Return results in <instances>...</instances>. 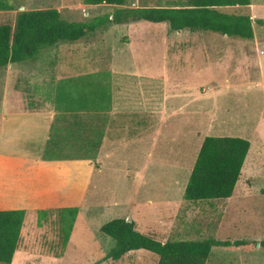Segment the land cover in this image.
I'll return each mask as SVG.
<instances>
[{
	"label": "rangeland",
	"instance_id": "rangeland-1",
	"mask_svg": "<svg viewBox=\"0 0 264 264\" xmlns=\"http://www.w3.org/2000/svg\"><path fill=\"white\" fill-rule=\"evenodd\" d=\"M6 2L11 8L0 10V24L11 26L22 10L56 8L67 20L88 21L106 17L118 7L167 3ZM221 10L250 15L254 37L173 31L164 22L115 24L106 19L77 41H60L41 49L34 59L13 63L15 73L8 76L9 82L0 69V97L11 96L13 101L17 98L10 83L20 77V94L27 87L21 85L22 80L31 79L34 94L56 98L54 103L63 108L100 107L112 96L113 75L130 103L108 121L105 114L81 113L83 121L93 124L81 131V139L66 140V146L71 148L69 152L88 157L96 165L85 209L73 223L63 258L43 257L53 258L65 250L61 249L59 212H50L40 225L31 220L18 240L19 250L30 255L21 264H93L114 244L111 237L102 234L100 225L116 217L133 220L136 229L161 241L207 237L245 241L238 246H212L206 264H264V24L254 23L256 18L264 19V0ZM37 67H42L41 75L33 71ZM57 71L62 76L56 75ZM135 83L140 87L135 88ZM137 89L139 105L133 103ZM26 104L34 102L27 100ZM222 135L250 142L235 185L237 192H249L239 199L236 216L240 222L236 227L225 224L212 230L206 216L209 205L184 201L182 195L203 138ZM204 208L205 227L196 222ZM180 211L184 217L190 213L187 223H180ZM17 259L16 252L15 262ZM158 259L157 254L138 249L99 264H156Z\"/></svg>",
	"mask_w": 264,
	"mask_h": 264
},
{
	"label": "trees",
	"instance_id": "trees-1",
	"mask_svg": "<svg viewBox=\"0 0 264 264\" xmlns=\"http://www.w3.org/2000/svg\"><path fill=\"white\" fill-rule=\"evenodd\" d=\"M165 1L167 3L164 5L118 7L106 17H94L88 21L67 20L56 8L19 11L14 26L9 23L0 24V68L8 63L34 59L41 49L54 46L60 41H77L94 32L106 19L115 24L137 20L164 22L173 31H211L241 39L254 37L250 15L221 10V7L249 5L250 0ZM124 2L125 0H83V3L92 5H122ZM10 8L6 0H0V10ZM254 23L264 24V19L256 18ZM81 127L85 131L89 125L82 121ZM85 141L88 142V139L85 138ZM249 147V140L240 136H205L186 182L183 198L195 202L230 197ZM52 211L59 212L61 249L64 250L78 208L38 210L37 224L40 225ZM24 217V209L0 210V264H10L18 246ZM100 231L111 237L114 244L93 264L107 259L117 260L127 252L138 249L157 254L159 259L156 264H205L212 246H238L245 242L212 237L162 242L138 231L134 221L125 217L105 222ZM61 254L60 252L55 256L59 257Z\"/></svg>",
	"mask_w": 264,
	"mask_h": 264
},
{
	"label": "crops",
	"instance_id": "crops-1",
	"mask_svg": "<svg viewBox=\"0 0 264 264\" xmlns=\"http://www.w3.org/2000/svg\"><path fill=\"white\" fill-rule=\"evenodd\" d=\"M13 63L16 62L8 63L5 67L0 68L1 71L3 70L2 73L6 74L7 81L8 76H14ZM30 66L29 64L26 68H30ZM41 70H43L42 67L33 69L37 75H41ZM1 71L0 74H2ZM56 75L62 76L60 71H57ZM19 78H12L10 83V87L16 93L17 100L13 101L11 96L0 97V210L24 209L25 217L22 230L31 220L35 219V222H37L38 210L77 207L75 224L85 209L86 196L97 169L95 163L88 157L69 152L71 148L66 146V140L70 143L81 139V122L83 121L81 113H90V115L105 114L108 121L109 116L118 117V112L126 107L128 108L130 105L129 100L121 88H117L116 85L119 83L113 75L110 79L112 96L109 101L100 107L83 109L79 107L77 109L63 108L59 103H54L56 98H51L46 94H34L31 90L30 84L33 82L31 79L22 80L21 85L27 87L23 88L20 94L17 87ZM134 87L138 88L140 84L135 83ZM4 89L5 84L3 93L5 92ZM5 94L7 96V93ZM134 96L133 103L139 105L138 89L135 91ZM142 96L144 97L143 90ZM27 100L33 101L34 104H26ZM138 105H134V107L138 108ZM84 122L87 123V121ZM91 124H93L92 121L91 123L88 122L89 126H92ZM52 151L57 153L52 154ZM248 192L249 190H238L237 192L234 188L232 195L228 198L198 200L193 204L209 205L210 211L206 216L208 222L212 224V230H219L225 224L236 227L240 222V219L236 216L240 211L239 199ZM182 215L183 212L180 211V223H187L189 216H191L190 213L186 212V217ZM192 216L194 219L195 214ZM197 217L196 222L205 227V208ZM69 244L70 238L64 252L59 257H64ZM211 251L212 247L210 253ZM16 252L18 259L15 262ZM210 253L205 264L209 261ZM26 256L30 255L21 252L17 247L10 264H21L24 261L26 263L28 261ZM43 257L51 260L58 258L56 256L50 258L47 255Z\"/></svg>",
	"mask_w": 264,
	"mask_h": 264
}]
</instances>
